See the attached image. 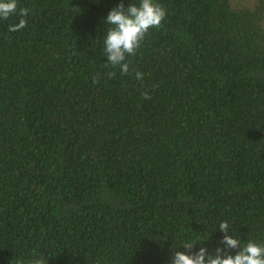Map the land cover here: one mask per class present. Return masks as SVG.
<instances>
[{
	"label": "trees",
	"instance_id": "trees-1",
	"mask_svg": "<svg viewBox=\"0 0 264 264\" xmlns=\"http://www.w3.org/2000/svg\"><path fill=\"white\" fill-rule=\"evenodd\" d=\"M121 2L0 19V264H170L223 247L221 221L264 242V0H157L125 75L103 51Z\"/></svg>",
	"mask_w": 264,
	"mask_h": 264
},
{
	"label": "clouds",
	"instance_id": "clouds-1",
	"mask_svg": "<svg viewBox=\"0 0 264 264\" xmlns=\"http://www.w3.org/2000/svg\"><path fill=\"white\" fill-rule=\"evenodd\" d=\"M17 0H0V19L7 20L17 14ZM26 7L19 8V22L9 26V31H19L27 26L25 17L29 14ZM167 15V9L157 0H140L139 4L130 3L127 7L123 2L111 9L105 23L109 26L104 38L103 51L107 62L105 68H119L122 75L128 74L131 61L128 57L134 56L142 42L152 28L161 26ZM115 71H109L107 76L114 78ZM136 79L143 78V73L136 71ZM100 74L93 77V83H98ZM145 99L151 97L147 92L142 93ZM218 229L224 233L220 244L215 251L209 252L201 246L193 252L195 243L185 242L181 245L184 251L174 250L170 264H264V242L248 240L242 244L241 239L230 234V225L221 221ZM235 255L232 254V250ZM16 264H22L16 261ZM27 264H48V259L41 256L33 258Z\"/></svg>",
	"mask_w": 264,
	"mask_h": 264
},
{
	"label": "rangeland",
	"instance_id": "rangeland-1",
	"mask_svg": "<svg viewBox=\"0 0 264 264\" xmlns=\"http://www.w3.org/2000/svg\"><path fill=\"white\" fill-rule=\"evenodd\" d=\"M235 4H242L246 6H253L255 4V0H233Z\"/></svg>",
	"mask_w": 264,
	"mask_h": 264
}]
</instances>
